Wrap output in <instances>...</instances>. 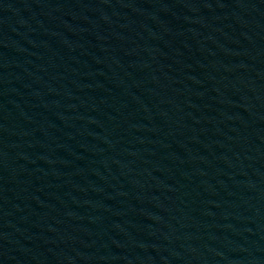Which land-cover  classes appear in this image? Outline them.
Returning a JSON list of instances; mask_svg holds the SVG:
<instances>
[{
	"label": "water",
	"instance_id": "water-1",
	"mask_svg": "<svg viewBox=\"0 0 264 264\" xmlns=\"http://www.w3.org/2000/svg\"><path fill=\"white\" fill-rule=\"evenodd\" d=\"M222 112L264 182V0H131Z\"/></svg>",
	"mask_w": 264,
	"mask_h": 264
}]
</instances>
